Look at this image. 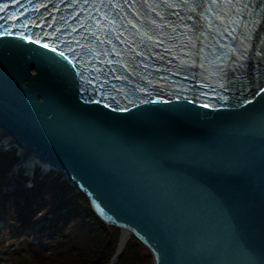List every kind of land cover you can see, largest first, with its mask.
Instances as JSON below:
<instances>
[{
    "label": "water",
    "instance_id": "obj_1",
    "mask_svg": "<svg viewBox=\"0 0 264 264\" xmlns=\"http://www.w3.org/2000/svg\"><path fill=\"white\" fill-rule=\"evenodd\" d=\"M1 42L0 132L37 160L18 167L62 173L154 264H264V84L235 101L136 67L84 96L70 62Z\"/></svg>",
    "mask_w": 264,
    "mask_h": 264
},
{
    "label": "trees",
    "instance_id": "obj_2",
    "mask_svg": "<svg viewBox=\"0 0 264 264\" xmlns=\"http://www.w3.org/2000/svg\"><path fill=\"white\" fill-rule=\"evenodd\" d=\"M19 159L16 147L3 150L0 145V230L11 237L13 246L4 247L11 253L9 263L111 264L120 229L102 221L60 172L37 168L31 176L20 169L11 176ZM131 238L136 245L128 243L117 264H144L134 257L130 262L136 246L147 249L154 264L150 250Z\"/></svg>",
    "mask_w": 264,
    "mask_h": 264
},
{
    "label": "bare ground",
    "instance_id": "obj_3",
    "mask_svg": "<svg viewBox=\"0 0 264 264\" xmlns=\"http://www.w3.org/2000/svg\"><path fill=\"white\" fill-rule=\"evenodd\" d=\"M260 3L261 1H259L257 5H259ZM253 21L254 22L252 24L247 26V37H243L236 44V46L240 48V52L234 53L231 58H233L234 60H242V58L244 57V52H245L246 56L249 58V64L251 68L250 71H252L253 68H256V70H258L255 77L258 74L259 82L261 85H263L264 84V81H263V78H264V19L260 20L258 18H255L253 19ZM227 87H229L228 94L231 97L230 99L237 101L236 100L237 92L235 94L233 93L232 88L230 87V84L227 85L226 88ZM0 139L5 142H11V139L3 135L1 132H0ZM18 151L22 153V154L19 153L20 157L25 155V158L23 157L24 161L28 162L29 161L28 159L30 158V161H31L30 166H34V164L37 162L34 155H32L29 151L25 149L18 150ZM20 169L21 168L19 167L17 168L16 171H19ZM35 171L36 170H34L33 175ZM10 175L12 176L13 174H10ZM121 231H122L121 233L122 238H121L120 246L125 247L126 249L128 240L131 239V237L133 236L130 235L128 231H125V230H121Z\"/></svg>",
    "mask_w": 264,
    "mask_h": 264
},
{
    "label": "rangeland",
    "instance_id": "obj_4",
    "mask_svg": "<svg viewBox=\"0 0 264 264\" xmlns=\"http://www.w3.org/2000/svg\"><path fill=\"white\" fill-rule=\"evenodd\" d=\"M8 147H9V149L11 148V147H16L15 145H12L13 144V141L12 142H6L5 143ZM16 148H18V147H16ZM19 153H21V152H19ZM22 154V153H21ZM23 157V156H22ZM21 162H22V158L20 157V159L18 160V162L16 163L17 165H20L21 164ZM15 166L14 167V169H16L17 170V168H19L18 166ZM9 174H12V173H10L9 172ZM108 225V224H107ZM109 226V225H108ZM114 232H116V231H114ZM121 233H122V231H121V229H120V231H118V234H119V242H118V244L116 243V249H117V251H118V249H119V245L121 244ZM122 236H123V234H122ZM10 239H11V237L10 236H7L6 235V233H5V231L4 230H0V264H10L9 263V255H11V253L10 252H8V250L7 249H5L4 247H6V248H8L9 246H13V245H11L10 244ZM133 241V242H132ZM135 240H134V238H131V239H129L128 240V242H127V245H128V243H130L131 245L132 244H135L136 245V243L134 242ZM4 242V243H3ZM2 243H3V245H2ZM126 243V242H125ZM137 248V255L135 254V256H132L130 259V262H133V257H134V260L136 259V260H138V261H142L144 264H152L153 262H151L150 261V253H149V251L147 250V249H143V248H140V247H138V246H136ZM130 249H128V251H129ZM124 252V251H123ZM122 252V253H123ZM10 253V254H9ZM122 253H121V255H122ZM119 258V257H118ZM114 259V258H113ZM152 260V259H151ZM111 264H117V263H114L113 262V260H112V263Z\"/></svg>",
    "mask_w": 264,
    "mask_h": 264
},
{
    "label": "snow or ice",
    "instance_id": "obj_5",
    "mask_svg": "<svg viewBox=\"0 0 264 264\" xmlns=\"http://www.w3.org/2000/svg\"><path fill=\"white\" fill-rule=\"evenodd\" d=\"M129 23H131V21H129ZM133 27H135V25H133ZM73 31H75V29H73ZM21 39H23V37H21ZM149 39H151V37H149ZM61 55H63V53H61Z\"/></svg>",
    "mask_w": 264,
    "mask_h": 264
}]
</instances>
